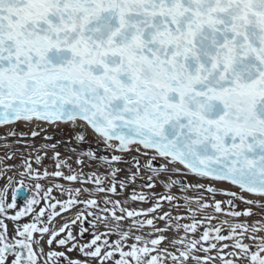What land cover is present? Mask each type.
<instances>
[{
  "label": "snow or ice",
  "instance_id": "obj_1",
  "mask_svg": "<svg viewBox=\"0 0 264 264\" xmlns=\"http://www.w3.org/2000/svg\"><path fill=\"white\" fill-rule=\"evenodd\" d=\"M17 124L36 127L24 134ZM40 125L73 130L67 143L78 146L70 149L78 168L61 159L57 144L18 145L35 151L34 159L21 154L19 175L37 180L36 194L10 214L21 188L11 202L8 188L0 191V264H264V223L231 222L264 209V0H0V130L9 129L0 136L35 140L46 131ZM49 150L52 172L40 155ZM14 158H0V179L15 167L4 160ZM86 165L94 166L91 174ZM47 178L81 187L55 184L67 197L56 199L53 187L39 183ZM138 181L151 195L133 191L130 199L152 204L147 210L108 198ZM157 187L165 192L156 195ZM173 189L185 194L182 204ZM236 201L248 207L237 210ZM165 204L187 215L173 216ZM73 211L56 229L54 219ZM218 215L229 219L215 225ZM5 220L14 222L11 236ZM85 224L92 238L81 244ZM173 229L184 236L161 235Z\"/></svg>",
  "mask_w": 264,
  "mask_h": 264
},
{
  "label": "bare ground",
  "instance_id": "obj_2",
  "mask_svg": "<svg viewBox=\"0 0 264 264\" xmlns=\"http://www.w3.org/2000/svg\"><path fill=\"white\" fill-rule=\"evenodd\" d=\"M36 126H29L26 124H17L15 126V131H17L18 133H24V134H30V132L33 130V128ZM39 127L41 128H45L46 131L41 132L40 137H37L35 140H32L31 138H29L28 140H23V138H20L18 141L17 137H9L7 139V141H5L2 136H0V158H4L8 155H12L14 154L15 158L11 159V160H4L3 162V167L5 168H13V166H15L13 168V170L8 171L5 173L4 177L2 179H0V191H2L5 188H8V192H7V198L9 200V202H11L12 199V193L13 191L19 187V186H23L25 187L28 192H29V199L27 198L26 201L32 199V197L36 194V189H35V185L37 183V180L34 179H29L27 176L25 177H21L19 175V172L22 171L23 169L20 168L19 166L21 165V154L27 155L28 152H32L33 153V159L35 156V151L33 149H26V148H21L18 145L20 143H30V144H34L37 148H39V146H41L42 144H48L49 146L52 144H57V148L55 149L56 152H59L61 154V159H67L68 164H70L73 168H78V165L75 163L76 161V156L74 154H72V152L70 151V149H72L73 147H78L76 145V142L74 139H72L71 143H67V141L69 139L72 138L73 136V130L70 129L67 126H61L59 128H55V127H48L47 125H40ZM9 131V129H2L0 130V133H7ZM45 135L51 136L53 137L51 140L45 141L43 139V137ZM5 145H10L11 147H7ZM40 155L45 156V159L43 161V166L46 167L49 172L55 171V157H54V152L52 150L47 151L46 153L41 152ZM33 167L37 168L39 170L40 166L35 165V163H33ZM121 167H127L126 165H121ZM94 170V166L89 167V166H85L84 167V172L91 174V172ZM65 174H67V169H64ZM127 175V173H122L120 176V179H124L125 176ZM8 177H12L13 178V183L11 184V186H9L8 184ZM23 180V185H20L19 182ZM39 183L42 185V187L44 189H47L49 187H53L55 184H61L63 185L65 188H76V187H81V185L79 184H69L68 182L62 180V179H56V178H47V179H41L39 180ZM140 181L137 182V185L134 187H129L127 189V191H120L119 195L116 196H110L108 198L112 199V200H119L124 207L130 209V210H147L148 208L152 207V204H144V203H138V202H132L130 197L133 191H136L137 193L143 191L146 195H151L150 190L146 189V188H141L140 187ZM191 183L193 184H197V183H202L205 186H211V187H215L219 190H226L229 189V185L226 183H213L211 181H199V180H191ZM89 187H91L89 185ZM231 191H237V189L235 188H231ZM165 190L157 187L155 189V194L156 195H160L162 193H164ZM173 194L178 196L180 198V203H183V195L178 189H173ZM187 196L190 197H198V196H203L205 198V200L209 203H211L213 201V199L217 200V201H222L224 202V204L226 205L227 203V197L222 196V195H217L215 198H213L211 196V194L207 193V192H198V191H190L188 193H186ZM52 196L56 197V199H66L67 197H61L59 191H57L54 187H53V192H52ZM87 196H82L81 199H87ZM248 199H255L254 197H247ZM97 199L100 200L101 206H103V201L105 199L104 196H100L97 197ZM17 203V208L15 209H11L10 210V214H15V212L17 210H23L25 208L26 202L24 204H22L21 202H16ZM238 205V209L237 210H245L248 206H246L245 204L236 201L235 202ZM260 203L264 204V201H260ZM44 206V202L42 201L40 204V207ZM79 209H77L76 211H78ZM164 211L167 212H171L173 216H180V215H184L186 216L187 213L184 211L183 208H181L180 210H176L173 209L170 205L165 204L164 205ZM252 211L255 213L251 218H242L240 221H231V222H244V223H248L249 225L254 224L255 222L259 221L261 223H264V209H260V208H252ZM210 212V210H209ZM162 214V213H158L157 215ZM213 215H217L215 213H211ZM75 215V211H73L72 213H65L63 218H55L54 219V226L56 229H59L69 218L73 217ZM32 216H26L24 218H22L19 221V224L22 225L24 223H28L31 222L32 220ZM152 218V217H149ZM91 218H89L90 220ZM225 219H229L226 216L223 215H218V219L212 221L213 224L215 225H219V223ZM5 223L8 224V228H9V235L11 236L13 234V227H14V222L11 220H5ZM157 226L159 228H164L165 224L163 221L157 220L156 221ZM181 224H187L190 223V221L188 219H183L180 221ZM131 224V221H125L124 222V228L127 229V227ZM85 227H88V233L84 236L83 239H79L78 237V242L83 244L87 241H89L92 237H91V233L93 231V229L90 227V225L85 224ZM73 231L75 233H79L80 228L79 226H75L73 227ZM97 231L99 232H104L105 228L103 227V225H101ZM150 231V229L145 228L144 229V233L145 235H147V233ZM201 231H203V229H201ZM134 234H141V233H134ZM224 234H227V228L224 229ZM161 235H165L167 236L168 240H172L174 237L175 238H179L184 236V232L181 231L179 233H176L175 230H170L166 233H161ZM47 236L44 237V240H47ZM150 238H154V237H150ZM190 238H196L198 239V236L195 237H191L190 234ZM116 239H118L117 236L113 235L111 237L112 241H115ZM133 241H128V243H132ZM246 243H251V241L246 240ZM162 247L168 249L169 251H175V249L172 247L171 244L169 243H164L162 245ZM52 250L55 251H65L63 248L59 247L58 245H53L52 246ZM44 251L48 252L49 251V247L46 243H44ZM226 251H230V249L226 250ZM66 255L71 258V259H81L83 260L84 257L79 253V252H68L66 253ZM197 255L203 257L205 254L203 252L197 253ZM212 256H216L217 253L215 251H213L211 253ZM118 258V257H117ZM90 264H95V262H90ZM109 264H111V262H109ZM190 264H193V262H190ZM215 264H220V261L217 260L215 262Z\"/></svg>",
  "mask_w": 264,
  "mask_h": 264
},
{
  "label": "water",
  "instance_id": "obj_3",
  "mask_svg": "<svg viewBox=\"0 0 264 264\" xmlns=\"http://www.w3.org/2000/svg\"><path fill=\"white\" fill-rule=\"evenodd\" d=\"M19 187L21 188V191L19 192L17 196L16 202H21L22 204H24L26 199L29 196V192L25 187L23 186H19Z\"/></svg>",
  "mask_w": 264,
  "mask_h": 264
},
{
  "label": "rangeland",
  "instance_id": "obj_4",
  "mask_svg": "<svg viewBox=\"0 0 264 264\" xmlns=\"http://www.w3.org/2000/svg\"><path fill=\"white\" fill-rule=\"evenodd\" d=\"M30 197H28V199H29ZM27 200V199H26ZM26 202V201H25Z\"/></svg>",
  "mask_w": 264,
  "mask_h": 264
}]
</instances>
